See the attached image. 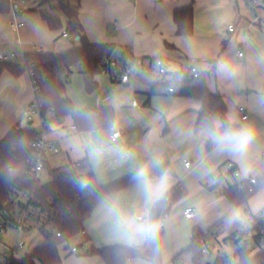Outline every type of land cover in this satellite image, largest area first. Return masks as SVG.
I'll return each instance as SVG.
<instances>
[{
    "label": "crops",
    "instance_id": "1",
    "mask_svg": "<svg viewBox=\"0 0 264 264\" xmlns=\"http://www.w3.org/2000/svg\"><path fill=\"white\" fill-rule=\"evenodd\" d=\"M72 2L75 4L77 0ZM37 6L36 1H31L29 8L18 15L17 20L24 23L18 29L13 25L15 18L10 7L7 11L0 8V53L16 52L22 65L26 63V53L35 52L33 43H42L43 51L55 54L79 45L77 35L63 36L65 14L53 8L37 12ZM189 6L194 8V30L192 34L181 35L174 14ZM42 12L59 16L65 27L51 29ZM79 20L92 42L112 44L117 50L135 56L161 57L173 71L191 57L201 58L207 85L223 95L228 119L239 129L246 128L252 133L243 150L220 143L215 139L224 134L220 121L214 128L195 129L202 107L199 101L170 94L150 95V85L142 79L148 88L141 89L143 92L139 88H126L128 98L122 99L126 102L132 96L131 107L137 110L143 106L142 120L136 116L127 123L114 122L110 129L88 131L71 128L74 124L71 115L57 118L51 114L47 120L48 138L63 146L47 155L50 166V158L61 155L63 165L82 161L85 164L82 169L94 172L101 185L135 172L142 176L139 182L105 197L95 206L84 230L78 234L82 236L80 245L88 247L87 254L100 256L91 253V249L116 243L143 245L150 212L178 186L185 196L173 204L168 214L162 260L163 264H192V255L186 249L195 228L206 234L205 241L209 244L227 243L224 238L236 230H246L252 215L264 208V187L249 199L245 212L225 195L226 183L211 188L217 182L214 176L222 172L227 161H233L241 172L237 182L251 175L257 178L264 175V24L256 21L249 0H79ZM231 24L235 27L233 31L229 30ZM240 50L244 56L238 55ZM138 92L144 95L142 101L134 95ZM34 97L27 70L19 75L9 70L2 72L0 140L14 125H22ZM66 97L72 100L68 94ZM113 97L101 94L94 107L112 106L116 113L119 102ZM134 99L139 106H133ZM107 101L113 102L104 104ZM241 107L246 108L247 119L242 118ZM30 121L33 123L29 120V124ZM116 130L123 134L113 140L111 135ZM186 160L191 161V166H186ZM164 165L172 172L155 175ZM187 208L195 209L194 219L184 215ZM225 249L231 251L233 246L225 244ZM128 264L149 263L139 257Z\"/></svg>",
    "mask_w": 264,
    "mask_h": 264
},
{
    "label": "trees",
    "instance_id": "2",
    "mask_svg": "<svg viewBox=\"0 0 264 264\" xmlns=\"http://www.w3.org/2000/svg\"><path fill=\"white\" fill-rule=\"evenodd\" d=\"M40 4L55 2L53 9L61 11L67 17L66 31L79 36V45L65 53L29 52L26 53L25 65L12 61H0V76L4 70L19 75L34 63L38 91L35 98L41 104L40 116L46 124L51 110L57 118L71 115L77 131L102 130L113 127L116 113L112 106H100L87 109H76L73 101L66 97V83L73 69L72 65L82 62L85 64L84 73L86 88L90 91L98 87L97 75L103 65V59L115 48L108 43L92 42L87 36L84 26L79 20V0H37ZM10 5L7 0H0V8L7 11ZM42 17L53 30L63 27L62 19L48 12H42ZM177 32L189 35L194 30V8L192 6L177 10L174 14ZM28 64V65H27ZM150 95L170 94L191 97L202 105L197 118V131L207 127L214 128L220 121L222 132L229 129H239L231 123L227 116V104L222 94L213 92L206 81V73L199 77H185L179 81L172 78L165 84L149 83ZM167 85L173 86L172 92H166ZM47 127V126H46ZM40 131L34 127L14 125L0 140V214L17 212L22 200L20 191H28L31 202L38 207V222L45 241L20 259L7 256L5 261L0 252V264H61L59 245L81 233L86 220L91 216L95 206L105 197L131 186L142 179L138 173L129 174L106 185H101L94 172L87 174V183L82 180L79 172L85 164L81 162L51 168L46 160L45 168L49 170L51 181L43 184L39 175L30 173V158L33 154L32 142L38 138ZM168 165L160 167L157 176L171 173ZM257 185L252 192L248 191L246 181L237 182L224 190L227 198L235 205H247L249 199L264 187V175L257 178ZM221 179L211 187L215 189ZM13 193V196L11 194ZM185 196L178 186L174 187L163 199L157 202L147 220L148 233L146 242L140 246H130L122 243L91 249V253L101 256L105 264H128L129 260L145 258L149 264H163L162 245L164 228L160 221L164 214H169L175 202ZM14 212V213H15ZM48 220L61 231L60 236L46 230ZM261 223L257 215H252L250 226L246 230H236L224 242L236 246L235 264H264V241L259 238L258 231ZM243 231L252 233V238L236 239L235 234ZM206 234L198 228L193 230L187 251L192 255V264H205L206 254L202 251V243ZM214 264H222L216 258Z\"/></svg>",
    "mask_w": 264,
    "mask_h": 264
},
{
    "label": "built area",
    "instance_id": "3",
    "mask_svg": "<svg viewBox=\"0 0 264 264\" xmlns=\"http://www.w3.org/2000/svg\"><path fill=\"white\" fill-rule=\"evenodd\" d=\"M12 14L14 15L13 25L18 29L24 23L17 20L18 15L21 12L26 11L29 8V3L31 1L37 0H7ZM252 7L256 12V21L264 22V17L260 13V10H264V0H249ZM234 25H229V30H234ZM69 33L67 31L63 32V36H67ZM33 46L37 51L42 52L43 44L42 43H33ZM244 51H238V55L244 56ZM0 61H12L22 66L19 62V57L16 52H12L10 54L0 53ZM203 60L199 57H191L188 62L182 63L178 70H171L167 62L161 57H143V56H135L133 54H126L123 51L117 50L114 48L112 52L103 59V65L100 70V74L106 75L110 77L114 81L121 82L123 84H129L130 81L134 78H139L147 81L148 83L155 84H165L169 80L174 77H177L179 81H182L185 77H199L202 74L201 62ZM25 65V64H24ZM28 65V64H27ZM34 63L27 66V71L30 75L31 82L33 85L34 94L38 91V84L36 79V73L33 69ZM72 69L75 68V65L70 66ZM166 92H172L173 86L167 85L164 89ZM139 102L137 99L133 100V106H139ZM41 104L34 97L33 101L30 103L29 108L25 112L26 117L29 120H33V115L36 110L40 113ZM242 118L247 119L249 117L248 112L245 107H241ZM51 114L55 116V111L51 110ZM43 129L41 130L38 138H36L32 142L33 154L30 158V173L34 175H39V173L45 169V163L47 160V155L51 152H57L58 147L56 145L55 140L48 138V130L46 124L42 120ZM71 128H76L73 124ZM123 131L116 130L112 133V139L116 140L120 136H122ZM79 163V162H75ZM73 163V165L75 164ZM78 166L80 165L77 164ZM186 166H191L190 161H186ZM241 172L237 165L233 161H227L223 165V170L221 173L216 174L214 179H221L222 182L226 183L228 186L235 185L238 181ZM248 191L252 192L254 187L257 185V177L251 175L246 180ZM208 185L212 183V180H209ZM13 196V193L11 194ZM22 200V204H20L19 209L17 210L15 215L9 214L7 219H4L3 223L0 224V234L3 233L4 229L8 224L12 225L16 230L19 231L20 234L23 231L28 230L31 226V218L34 215H37V219L39 217L38 207L34 202H31V198L29 197L28 191L23 189L20 191V196ZM5 212L4 214H6ZM184 215L187 218L194 219L196 216V212L194 208H187L184 211ZM4 216V215H3ZM0 214V217H3ZM140 219H144L142 216ZM168 218V214H164L161 221L160 226L162 228L165 227L166 221ZM257 219L261 223V226L258 231L259 238L264 241V208L257 214ZM46 230L48 232L54 233L56 236L61 235V231L56 229L50 221L46 220L45 223ZM236 239L252 238V233L248 232L244 234L243 231H238L235 235ZM225 244H231L233 249L231 251H227L225 249ZM25 245V241L20 239L16 242L14 247H11V252L0 251L3 259L6 261L7 256L11 258L20 259L19 249L23 248ZM73 251H77V248L74 247ZM202 251L209 258H213L214 262L216 258H220L222 260V264H228L230 261L235 260L236 255V246L231 242L227 243H219L216 245H212L207 243L205 240L202 243ZM25 256V255H24ZM22 256V257H24ZM205 264H212V261H206Z\"/></svg>",
    "mask_w": 264,
    "mask_h": 264
},
{
    "label": "rangeland",
    "instance_id": "4",
    "mask_svg": "<svg viewBox=\"0 0 264 264\" xmlns=\"http://www.w3.org/2000/svg\"><path fill=\"white\" fill-rule=\"evenodd\" d=\"M36 10L37 12L41 11H50L52 9V6L55 5V2L52 3H46V4H40L37 2ZM264 17V12L262 13ZM264 24V22H263ZM65 27V24H63ZM51 50L50 48H48ZM37 51V49H35ZM86 69L85 64L80 62L77 65H75V68L73 69V72L69 76V80L66 83V94L72 98L74 101L75 108L80 110V108L85 107H91L94 108V106H97L95 103V100L97 97H99L101 94H112L113 98H118V107L116 109V123L117 121L120 122H130L137 116L140 120H142V116L145 114H142L140 112L141 108L143 106H140L139 108H133L131 107V98L129 101L126 100V102H123V98L126 99V96L128 98V89L126 88H139L140 91L143 92L141 89H147L148 84L139 78H134L130 85H124L121 82L114 81L103 74L98 73L97 79L99 82L98 88L95 90H88L86 88L85 84V78L84 74L82 73ZM128 86V87H126ZM140 101L144 98L143 93L138 92L137 94H134ZM114 100V99H113ZM116 101V102H117ZM113 101H107L104 104H109ZM29 108V107H28ZM65 120V119H64ZM41 124H42V118L40 116V113L36 110L35 114L33 115V123L29 124V119L27 117L22 119V125L24 127H34L38 131L41 132ZM47 124V123H46ZM58 148H63L61 143L57 145ZM190 161V160H186ZM51 162V168L59 167L63 165V159L62 155L58 157H52L50 158ZM191 162V161H190ZM82 169V168H81ZM87 169L79 170V172L82 174V180L84 183H86L87 180ZM39 177L41 178V181L43 184H48L51 181V177L49 175V170L47 168L43 169L39 173ZM241 208V212L246 211V206H237ZM15 212V211H14ZM12 212L13 215L16 214ZM9 217V213L4 214L3 217H0V224L3 223L4 219H7ZM32 226L28 229L23 231L22 234L19 233L16 228H14L12 225L8 224L6 228L4 229L3 233L0 234V251H6L11 252V247H14L16 242L20 239L25 241V245L23 248L19 249V255L22 258V256L26 255L27 253L34 250L36 247L40 246L44 241L45 237L41 230V224L38 222L37 215H34L31 218ZM209 240H213L211 236H209ZM82 241L81 235H76L74 237H71L68 241L62 242L59 245V253L61 256V264H103V260L98 255H89L87 254L88 247L83 244L80 245ZM228 246V245H227ZM232 246V245H231ZM74 247H77V251H72ZM1 259V258H0ZM206 261H212V264H214V259L209 258L206 256ZM236 259L230 261L228 264H235ZM165 264V263H164Z\"/></svg>",
    "mask_w": 264,
    "mask_h": 264
},
{
    "label": "clouds",
    "instance_id": "5",
    "mask_svg": "<svg viewBox=\"0 0 264 264\" xmlns=\"http://www.w3.org/2000/svg\"><path fill=\"white\" fill-rule=\"evenodd\" d=\"M251 137L252 133L250 130L240 128L235 130L229 129L223 135L216 136L215 139H217L218 142L226 143L237 150H243L247 147V142H250Z\"/></svg>",
    "mask_w": 264,
    "mask_h": 264
},
{
    "label": "water",
    "instance_id": "6",
    "mask_svg": "<svg viewBox=\"0 0 264 264\" xmlns=\"http://www.w3.org/2000/svg\"><path fill=\"white\" fill-rule=\"evenodd\" d=\"M77 39H79V36L77 37ZM30 123H32V121H30Z\"/></svg>",
    "mask_w": 264,
    "mask_h": 264
}]
</instances>
